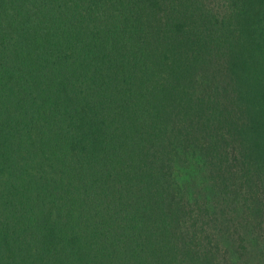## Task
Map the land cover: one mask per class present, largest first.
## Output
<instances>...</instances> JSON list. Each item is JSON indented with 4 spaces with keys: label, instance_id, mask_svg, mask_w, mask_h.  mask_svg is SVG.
Returning <instances> with one entry per match:
<instances>
[{
    "label": "trees",
    "instance_id": "16d2710c",
    "mask_svg": "<svg viewBox=\"0 0 264 264\" xmlns=\"http://www.w3.org/2000/svg\"><path fill=\"white\" fill-rule=\"evenodd\" d=\"M260 244L264 0H0V264Z\"/></svg>",
    "mask_w": 264,
    "mask_h": 264
},
{
    "label": "rangeland",
    "instance_id": "374dc122",
    "mask_svg": "<svg viewBox=\"0 0 264 264\" xmlns=\"http://www.w3.org/2000/svg\"><path fill=\"white\" fill-rule=\"evenodd\" d=\"M190 175H191V176H190ZM195 175H196V173H193L192 171H191V172H188V170H185V171L183 172V174L181 175V177L179 178V179H180V182H181V181H182V182L189 181V178H190V177H193V176H195ZM208 191H209V189H207V192H208ZM206 197L209 198V199H211L210 194H207ZM260 250L264 251V245H263V244H260ZM253 264H255V262H254Z\"/></svg>",
    "mask_w": 264,
    "mask_h": 264
}]
</instances>
